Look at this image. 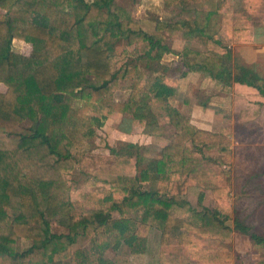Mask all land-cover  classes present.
I'll return each mask as SVG.
<instances>
[{
    "label": "trees",
    "instance_id": "1",
    "mask_svg": "<svg viewBox=\"0 0 264 264\" xmlns=\"http://www.w3.org/2000/svg\"><path fill=\"white\" fill-rule=\"evenodd\" d=\"M260 2L245 0V9ZM164 3L180 6L183 12L204 10L211 17L240 0ZM249 19L241 16L234 21L235 41H250ZM180 31L199 32L207 47L183 51L182 61L190 72H203L227 90L234 84L261 88L254 71L234 72L225 46L204 36L195 20L158 22L149 33L117 0H0V264H88L85 253L74 248L87 238L98 253L128 247L130 255H143L153 228L162 232L164 246L178 233L177 245L202 264H217L227 257L225 251H206V238L231 241L233 232L240 231L264 242L237 217L235 228L228 226L236 213L220 164L232 153L229 130L199 129L170 103L176 91L163 75L145 89L139 65L115 54L116 44L124 40L131 46L146 45L147 57L157 52L155 60L161 61L169 50L165 33L173 36ZM14 41L30 44L31 53L15 52ZM122 80L134 83L128 100L117 102L114 95ZM260 90L264 94V87ZM155 108L166 112L175 130L162 157L140 170L128 154H119L110 165L90 169L84 186L75 190L71 174L79 159L80 167L86 166L90 142L104 121L128 115L142 125L154 124ZM27 122L32 125L26 127ZM150 181H158V187L143 190L141 185ZM189 187L203 191L199 203L205 192H211L213 209L200 210L185 198ZM54 220L67 232L54 233ZM19 240L30 246L18 251ZM175 259L163 251L159 264ZM98 264H132V258L115 253L110 260L101 256Z\"/></svg>",
    "mask_w": 264,
    "mask_h": 264
},
{
    "label": "rangeland",
    "instance_id": "2",
    "mask_svg": "<svg viewBox=\"0 0 264 264\" xmlns=\"http://www.w3.org/2000/svg\"><path fill=\"white\" fill-rule=\"evenodd\" d=\"M91 2L92 0H87ZM125 6L131 16L140 26L149 33L155 31L158 22H177L192 19L197 22V27L203 30L204 36H209L221 41L226 48L227 60L233 67L236 74L241 75L242 70L251 71L252 67L247 62L245 51L250 47H245L232 38L231 27L238 17H249L248 25L252 27L260 25L264 18V0L254 9H245V0H240L237 6L229 4L217 15L208 16L204 10L183 12L180 6L165 5L164 0H117ZM231 5V6H230ZM251 36V32H248ZM199 32L187 34L185 31L177 32L173 36L165 33L164 45L169 48L164 53L161 61L155 60L157 52L147 57L148 47L144 44L129 45L122 40L116 44L115 54L121 59H129L139 66L138 76L146 82L145 89H148L157 75H163L168 84L175 88L176 94L171 98L170 103L176 106L183 114L201 113L200 120L205 125L215 126V131L220 133L223 129L229 130L232 153L229 157H224L220 164V171L229 179L230 194L229 201L237 213L231 216L228 223H235V217H239L238 210L246 202L264 205V165L261 159L264 158V114L249 113L251 106L249 100L251 94L236 87L235 97L231 96V88L225 91V86L221 82H216L203 72H190L183 64L182 53L186 49L194 51H205L207 47L199 38ZM252 42L250 37L249 43ZM13 49L17 53L29 55L32 46L22 41H14ZM242 55H244L242 57ZM225 56V57H226ZM143 57L145 59L140 60ZM247 61V62H246ZM120 66V65H119ZM134 81H121L120 87L114 95L117 102L128 100ZM264 86V85H263ZM5 91L4 87H1ZM187 100L189 102L187 103ZM233 102V103H232ZM248 102V103H247ZM209 103H215L211 109L217 110L215 122L203 119L202 113H208ZM248 104V106H247ZM250 104V106H249ZM214 107V108H213ZM155 115V123L142 125L134 122L128 115L112 116L104 121L101 128L97 130V136L91 140L90 149L86 155V166L81 168L82 159H79V167L71 174L72 185L75 190L80 191L87 179L90 177L89 171L100 165H110L119 154H128L130 159L140 170L146 169L150 162L162 157L163 148L173 141L175 130L169 125L166 112L155 108L152 110ZM258 116V117H257ZM191 117V116H190ZM193 119V118H191ZM199 119V118H198ZM149 122V121H148ZM254 124V125H253ZM26 127L32 124L27 122ZM252 126V127H251ZM221 129V130H220ZM213 158L215 153H209ZM138 169V172H139ZM262 176H260V173ZM152 175V174H151ZM158 181L143 183L141 188L149 190L158 187ZM179 187V191H182ZM185 198L190 199L192 204L198 209L204 207L212 208L216 205L211 192H205V199L199 203V198L203 191L199 188H187ZM78 192H76L77 194ZM106 194L109 191H105ZM252 195V197H251ZM10 215H14L10 211ZM239 219V218H238ZM54 233L67 232L63 226L55 220L51 222ZM178 233L170 237V244H162V232L153 228L148 236L147 253L138 256L130 255V249L123 247L119 251L106 250L98 253L96 244L90 239H81L75 245L76 250L85 253L84 258L88 264H98L99 258L112 259L115 253H120L132 258V264H159L161 253L174 256L176 259L172 264H194L187 249L177 245ZM30 246V242L19 240L18 251H23ZM60 264H72L65 261ZM196 264V263H195Z\"/></svg>",
    "mask_w": 264,
    "mask_h": 264
},
{
    "label": "crops",
    "instance_id": "3",
    "mask_svg": "<svg viewBox=\"0 0 264 264\" xmlns=\"http://www.w3.org/2000/svg\"><path fill=\"white\" fill-rule=\"evenodd\" d=\"M249 31L251 32L250 37L252 39V42H248L242 45H244L245 47H250L249 50L247 49L245 51L248 56L247 61H249L246 62L250 64V66L252 67L251 71H254L259 78L258 82H256V85L262 88L264 87V18L261 21L260 25L252 27V29H250ZM243 56L244 55H242V57ZM215 83L216 81H214V84ZM236 87H238V89L240 88L241 90H245L246 92H250L249 94L251 95L247 98H250L249 100L251 101V106H255V109L248 108L247 110L249 111V113H254L255 111L256 115L258 113L264 114V94L261 93V88H255L248 85L234 84L231 88L232 97H235V90H237ZM224 90L228 91L227 88H225ZM208 105V113H202V118L207 119L209 121L213 120L212 122H215L217 110L211 109L212 106H215V103H209ZM200 115L201 113L199 112L191 113L190 116L191 118H193L192 123L199 129L217 133V131H215L216 125H205L203 120H200ZM261 145L264 148V143ZM260 162L261 165H264V158L261 159ZM259 174L260 176H262L261 172ZM262 192L264 194V189ZM234 211L235 213H237V210L234 209ZM238 212V218L240 222L246 227L250 228L251 234L257 235L264 241V205H259L257 202L256 204L246 202L241 206V209H239ZM230 223H228V226L235 228V223ZM203 248H206V251L221 250L227 252V257L225 261L217 264H264V242L258 243L256 240L252 239L250 235L241 233L240 231L233 232V237L231 241H224L215 238H206L203 240ZM192 261L196 264L203 263L199 258L192 259Z\"/></svg>",
    "mask_w": 264,
    "mask_h": 264
}]
</instances>
